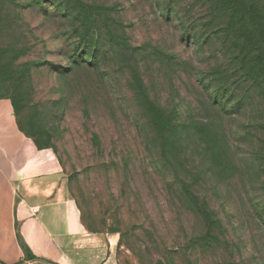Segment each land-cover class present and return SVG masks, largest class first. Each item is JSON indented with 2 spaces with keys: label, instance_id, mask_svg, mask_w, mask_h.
I'll use <instances>...</instances> for the list:
<instances>
[{
  "label": "rangeland",
  "instance_id": "374dc122",
  "mask_svg": "<svg viewBox=\"0 0 264 264\" xmlns=\"http://www.w3.org/2000/svg\"><path fill=\"white\" fill-rule=\"evenodd\" d=\"M255 4L264 29V0ZM240 14L230 0H0V103L59 159L85 225L118 238L116 264H264L261 188L242 164L249 116H216L197 82L218 49L257 55L238 35ZM196 26L206 50L191 44ZM256 71L264 88V60ZM170 100L195 124L176 128L175 149L151 109L163 116Z\"/></svg>",
  "mask_w": 264,
  "mask_h": 264
},
{
  "label": "crops",
  "instance_id": "0c3cea01",
  "mask_svg": "<svg viewBox=\"0 0 264 264\" xmlns=\"http://www.w3.org/2000/svg\"><path fill=\"white\" fill-rule=\"evenodd\" d=\"M117 243L85 229L55 155L0 103V264H116Z\"/></svg>",
  "mask_w": 264,
  "mask_h": 264
},
{
  "label": "trees",
  "instance_id": "16d2710c",
  "mask_svg": "<svg viewBox=\"0 0 264 264\" xmlns=\"http://www.w3.org/2000/svg\"><path fill=\"white\" fill-rule=\"evenodd\" d=\"M230 1H232V3L234 2V6H237L238 10L241 12L238 17L239 20L243 18V20H247L248 24V29H246L245 32H238L239 37H242L244 33L245 36L248 37V40L245 42L249 45L251 50L256 51L257 55H251L248 59H246V55H241L242 47L239 48L240 55H235V53H233L231 56H227L218 49L220 56H215L208 60L207 63L211 70L206 73H198L199 75L197 76V82L200 85V89L202 90L206 99L209 101L211 100V107L216 112V116L221 114L222 111L227 108L231 110V114H227L229 117L240 115L242 113H239L240 110H243L242 115L249 116L247 117V124L244 126L242 132H244V137H247V140L249 141L247 147L249 148L248 152L251 153V160H245L242 164L246 169H250L248 185L252 186V189L259 187L261 188L257 190L259 196H261L258 203L260 204V211L264 212V183L263 180H261L264 175V108H261L260 111L258 110L260 108L258 102L261 101L260 99H262V101L264 100L261 97L264 94V88L260 89L256 80L251 78V76L258 75L256 68L264 60V29L263 26L260 25V22L262 21L258 18L254 19L253 12L257 7L255 0ZM192 31L193 33L191 35H194V38H192L193 43L191 44L194 45V47L196 46L200 51L206 50L205 47L211 44L207 42L209 41L210 37L208 35L205 36L200 43L197 40V34L199 33L197 26ZM213 35L216 34L213 33ZM198 38L202 39L201 36ZM235 39L239 40L238 38ZM234 47L237 48L235 45ZM175 60L176 59L173 57L169 59V62L174 63L173 66L175 65L177 70L180 68L188 69L190 67V64L184 61L176 60V62ZM95 61L96 57L93 53L92 59L90 60L92 66H94ZM169 103L170 108L163 116L160 112H158L156 107L151 106V109L153 111L152 116L155 125H161V129L166 130L165 139L168 142L167 146L172 147L170 149H175L173 147H175L174 144H176V137L178 135L176 128H180L179 132L183 133L184 129H187L189 126L193 125L195 128V124L193 122L189 123L186 120H184L182 123L181 115L179 110H177L176 104H174V100H170ZM219 107L222 108V111L216 109ZM249 118H251L250 122H248ZM220 133L223 135V139L221 140L223 142V151L225 152L224 159H226V164L229 167V171H231V169L234 167L235 154L231 149V146L224 142L226 138L224 130H220ZM33 143L39 150H42L36 145L34 141ZM257 143H259V145ZM59 163L61 165L60 161ZM198 175L199 174L196 173L193 178L198 180ZM175 180L177 181L179 189L189 195L188 191L190 186L185 182H179L178 179ZM75 203L80 212V220L82 225L86 230L96 233L85 225L82 210L79 204L77 202ZM203 212H208V209H205Z\"/></svg>",
  "mask_w": 264,
  "mask_h": 264
}]
</instances>
